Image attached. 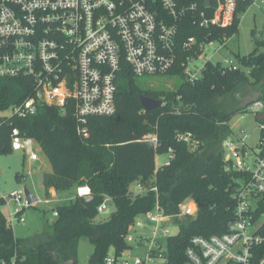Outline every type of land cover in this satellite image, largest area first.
Masks as SVG:
<instances>
[{"label":"trees","instance_id":"16d2710c","mask_svg":"<svg viewBox=\"0 0 264 264\" xmlns=\"http://www.w3.org/2000/svg\"><path fill=\"white\" fill-rule=\"evenodd\" d=\"M175 1L210 11L203 8L204 0ZM250 5H241L232 26L225 28L202 29L191 24L190 15L185 16L180 20L179 34L184 39L193 36L197 42L224 44L238 34L240 17ZM251 40L254 50L248 56H237L234 71L208 62L201 77L190 82L177 65L170 76L182 83L173 91L142 89L125 64L117 79L115 114L89 118L90 134L104 128L107 131L98 145L78 138L69 109L62 115L58 108L40 104L34 115L25 118L14 114L0 117V153L10 151L11 131L17 129L22 137L33 139L47 158L51 172L42 176L46 198L50 189L62 193L85 185L92 194L89 201L75 194L70 204L58 206L53 222L46 220V234L30 239L14 236L1 211L5 201L0 197V263L15 258L17 264H63L68 260L76 264L81 238H88L93 246L89 264H104L110 248L118 258L131 249L123 240L128 228L156 203L154 192L135 197L131 194L136 182L146 188L157 187L159 204L167 215H176L179 204L188 198L197 205L195 219L175 220L180 229L167 239L165 264H183L193 237L225 233L233 223L237 190L247 180V173L226 169L221 149L222 141L230 135L232 116L245 114L246 108L238 105L225 111V98H243L250 91H259L260 101H264V40L254 31ZM31 92L24 79H0V112L21 105ZM139 96L159 100L162 105L143 112ZM257 118L259 125L264 124V119ZM147 134H154L156 143L144 140ZM262 142L264 130L259 131L258 144ZM169 151L173 154L169 165L156 170V156ZM107 197L112 211L106 219L97 220L98 207Z\"/></svg>","mask_w":264,"mask_h":264},{"label":"built area","instance_id":"2783aa9c","mask_svg":"<svg viewBox=\"0 0 264 264\" xmlns=\"http://www.w3.org/2000/svg\"><path fill=\"white\" fill-rule=\"evenodd\" d=\"M246 2L250 7L259 3L264 9V0H210L209 7L203 5L210 9L208 12L175 0H0V79L29 81L34 93L13 107L11 114L20 118L34 115L40 104L56 107L62 115L69 109L76 134L84 142L90 134V117L115 114L117 79L125 64L136 78L170 76L179 65L190 82L201 77L208 62L234 71L236 65L229 59L207 60L197 67L195 62L203 60L205 46L215 42H197L193 36L181 38L180 20L190 15L191 24L199 28H225L232 26L236 12ZM247 113L262 115L263 102L248 105ZM239 136L221 143L224 161L233 170L247 173V180L235 195L233 223L223 234L193 237L183 264H264V143L258 144V153L252 152L254 157L248 163L249 151L239 148L246 145L248 135L241 130ZM10 138L14 151H26L35 142L22 137L17 129L11 131ZM143 139L156 143L154 134ZM167 156L163 165L173 159L171 151ZM29 160L39 161L34 152H30ZM132 189L133 195L156 194L153 210L137 216L123 238L127 243L133 237L129 233L137 229L134 236L143 254L113 256L104 264H155L156 259H164L171 237L167 223L178 224L176 219L198 214L190 198L179 204L176 215H167L159 204L156 186L146 188L136 182ZM76 196L92 199L86 185L77 188ZM0 197L8 207L10 202L16 203L8 223L21 222L22 211L28 207L23 192L14 191L10 201ZM110 200L104 199L99 213L107 210ZM53 216L56 218L57 213ZM0 264L17 263L13 258Z\"/></svg>","mask_w":264,"mask_h":264},{"label":"rangeland","instance_id":"374dc122","mask_svg":"<svg viewBox=\"0 0 264 264\" xmlns=\"http://www.w3.org/2000/svg\"><path fill=\"white\" fill-rule=\"evenodd\" d=\"M254 31L255 35L261 40H264V9L257 4L252 5L244 12L240 17L239 31L237 35H232L225 41L224 45L215 42L213 45H206L203 51V60H197L195 65L200 67L205 61L211 60L212 62H224L225 59L236 62L237 56H248L255 48L251 40V32ZM31 87V96H33V88L29 81H27ZM138 85L144 90H159V91H173L176 90L182 83L181 79L175 76H161V77H146L137 78ZM240 96H228L225 98V111L236 109L241 101ZM11 111L0 112V117L10 116ZM256 116L250 113L236 114L232 116L229 121L230 135L228 138L239 139L241 130L245 131L248 135L246 145L239 147L249 151L250 157L247 159L248 163L252 162V156L257 154L260 125L256 121ZM106 129H100L96 134H89L86 140L89 145H98L101 140L107 135ZM9 152L0 153V196L4 197L7 201L11 200L10 195L16 192H23L24 188L32 193L37 199L36 203L25 207L21 214L22 221H15L11 224L14 236L18 239H30L34 236H42L46 234L48 229L46 220L49 223L53 222L55 209L58 206L68 205L75 200L76 189L73 188L69 191L62 193H55L56 196L49 198L45 197L44 188L42 185V176L45 173L51 172V166L44 156L41 148L36 142H33L32 146L27 148L26 151H14L11 143L8 147ZM30 152L36 153L39 161L31 162L29 160ZM254 154H251V153ZM167 155L156 156V170L159 169L163 163L167 160ZM226 169L230 170V166L226 165ZM16 176H19L20 180H17ZM133 185L130 188L133 195ZM142 196V195H133ZM189 199V198H188ZM191 199V198H190ZM23 204V200H20ZM16 203L10 202V207L6 204L1 207V211L7 219L9 214L13 211ZM112 211V207L108 206L104 213H99L97 220L106 219ZM198 211V209H197ZM197 217V216H196ZM196 217H187L195 219ZM187 218L180 220L184 221ZM9 221V220H8ZM169 236H175L180 226L174 222H169L166 225ZM137 229L132 230L129 234L132 235L127 244L132 247L129 251L124 253L123 258L130 256H142L143 251L137 248L136 237L134 236ZM165 240H163V246H165ZM93 250L91 241L88 238H81L78 244V252L76 258V264H89V256ZM113 258V250L110 248L107 254V259ZM122 258V260H123ZM165 259H156L155 264H165ZM120 264V262L118 263Z\"/></svg>","mask_w":264,"mask_h":264},{"label":"water","instance_id":"95a60500","mask_svg":"<svg viewBox=\"0 0 264 264\" xmlns=\"http://www.w3.org/2000/svg\"><path fill=\"white\" fill-rule=\"evenodd\" d=\"M210 5V0H204V7H209ZM261 93L259 91H250L248 95L242 98L239 107L241 109L246 108L248 105L254 104L257 101L261 100ZM263 105H264V101ZM139 103L142 107L143 112H148L151 110H154L162 105V102L159 100H154L145 96H139ZM258 120H263L264 119V113L260 115ZM23 194L27 203V206L32 205L33 203L37 202V199L32 195L30 191H28L26 188L23 190ZM63 264H74L73 260H68L64 262Z\"/></svg>","mask_w":264,"mask_h":264},{"label":"crops","instance_id":"0c3cea01","mask_svg":"<svg viewBox=\"0 0 264 264\" xmlns=\"http://www.w3.org/2000/svg\"><path fill=\"white\" fill-rule=\"evenodd\" d=\"M155 160H156V158H155ZM155 166H156V161H155ZM75 189H76V188H75ZM49 192H50V194H51L50 197H53V195L56 196V195H55L56 192H55L53 189H50ZM108 206H109V205H108ZM99 215H100V214H99Z\"/></svg>","mask_w":264,"mask_h":264}]
</instances>
